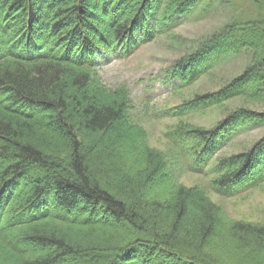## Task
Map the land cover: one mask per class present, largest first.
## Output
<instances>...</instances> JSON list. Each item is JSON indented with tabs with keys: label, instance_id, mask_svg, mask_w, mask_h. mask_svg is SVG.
Listing matches in <instances>:
<instances>
[{
	"label": "trees",
	"instance_id": "1",
	"mask_svg": "<svg viewBox=\"0 0 264 264\" xmlns=\"http://www.w3.org/2000/svg\"><path fill=\"white\" fill-rule=\"evenodd\" d=\"M216 1L225 0H0V264H264V225L229 217L206 188L177 181L173 154L151 147L132 116L127 86L98 75L102 52L127 54ZM245 3L219 32L185 41L166 71L187 89L245 59L169 113L178 157L193 172L206 166L223 197L264 178V137L208 163L217 146L264 125V110L252 108L264 105V0ZM233 99L210 127L187 119L225 112Z\"/></svg>",
	"mask_w": 264,
	"mask_h": 264
},
{
	"label": "rangeland",
	"instance_id": "2",
	"mask_svg": "<svg viewBox=\"0 0 264 264\" xmlns=\"http://www.w3.org/2000/svg\"><path fill=\"white\" fill-rule=\"evenodd\" d=\"M228 1H216V4L206 12H202L199 6L193 8L189 14L177 18L178 23L172 32L161 34L156 32L150 40L138 42V45L127 54L121 50L115 53L102 52L98 58V75L109 87L127 86L133 101L132 116L144 126L151 147L173 154L170 170L177 181L187 186L199 185L206 188L211 200L219 204L229 217L264 225V178L260 186H248L230 197L220 196L211 190L210 180L213 175L204 171L207 167L199 166L198 169L203 170L201 173L188 169L185 165L188 159L178 157L180 154L179 150H176L177 144L170 137V130L179 120L169 114L174 105L194 93L211 90L217 82L221 84L222 81L228 80L244 66L243 57L225 60L213 71L202 75L187 89L173 86L166 76L169 66L187 52V48L183 47L185 41L219 32L222 24L230 20L232 15L241 13V9L245 12L248 8L247 3L243 6V0H235L238 2L234 9L227 5ZM233 100L226 102L225 112H218L215 108L207 109L202 113H192L187 119L210 127L239 105L238 100ZM252 108L263 111L264 105L257 103L253 104ZM263 137L264 125L243 129L236 136L217 146L214 156L208 163L212 164L223 155L242 151ZM156 181L158 185L156 190L158 189L160 194H165L166 188H162V184Z\"/></svg>",
	"mask_w": 264,
	"mask_h": 264
}]
</instances>
